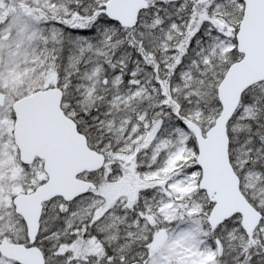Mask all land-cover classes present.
I'll return each instance as SVG.
<instances>
[{
    "label": "snow or ice",
    "instance_id": "6c2138e0",
    "mask_svg": "<svg viewBox=\"0 0 264 264\" xmlns=\"http://www.w3.org/2000/svg\"><path fill=\"white\" fill-rule=\"evenodd\" d=\"M0 264H264V0H0Z\"/></svg>",
    "mask_w": 264,
    "mask_h": 264
}]
</instances>
